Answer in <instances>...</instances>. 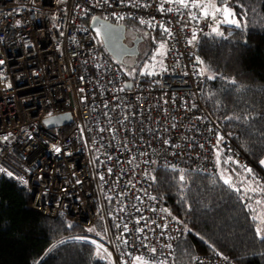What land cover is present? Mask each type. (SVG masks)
I'll return each mask as SVG.
<instances>
[{
	"label": "built area",
	"instance_id": "2783aa9c",
	"mask_svg": "<svg viewBox=\"0 0 264 264\" xmlns=\"http://www.w3.org/2000/svg\"><path fill=\"white\" fill-rule=\"evenodd\" d=\"M96 18L161 33L162 69L129 78L99 45ZM214 25L174 0H0V178L27 188L41 214L95 229L110 264H170L183 225L150 189V171L224 170L233 183L253 168L202 102L200 45ZM65 113V123L45 122Z\"/></svg>",
	"mask_w": 264,
	"mask_h": 264
},
{
	"label": "trees",
	"instance_id": "16d2710c",
	"mask_svg": "<svg viewBox=\"0 0 264 264\" xmlns=\"http://www.w3.org/2000/svg\"><path fill=\"white\" fill-rule=\"evenodd\" d=\"M216 1L220 6L221 0ZM228 3L241 27L225 26L223 35L202 39L207 74L201 97L214 120L252 160L257 178L264 174V0ZM149 182L183 225L172 264H193L195 257L213 254L231 256L235 264H264V239L254 222L264 204V181L257 182L261 191L240 188L238 193L213 173L157 167L150 171ZM31 202L27 188L0 178V264H110L106 255H97L89 229L62 216H45Z\"/></svg>",
	"mask_w": 264,
	"mask_h": 264
},
{
	"label": "rangeland",
	"instance_id": "374dc122",
	"mask_svg": "<svg viewBox=\"0 0 264 264\" xmlns=\"http://www.w3.org/2000/svg\"><path fill=\"white\" fill-rule=\"evenodd\" d=\"M215 1L216 0H211V2H214V3ZM216 5L219 6L217 3ZM218 18L220 17L218 16ZM122 26L125 28L127 27L125 43L128 46V48H126L123 51L124 61L123 63H120V65L118 66L122 70H124L126 74L130 76L131 79L142 78V77H146L149 75L157 74L160 71V69H162L163 62H164L165 40L162 38H158L153 33H150L147 35L143 27L144 25L141 23L124 21L122 23ZM223 27H225V24L221 25L220 32L222 33H224V31H222ZM137 29H140L141 33H145V35L147 36V39L144 43L139 44L137 46L136 54H131L130 48H133L134 46L133 37ZM210 36H219V35L215 33L213 35L211 34ZM262 161H264V159ZM261 166L264 169V165L261 164ZM252 172L254 173L253 170ZM252 172L251 173L243 172L242 175L240 174L234 175V176H240V177L234 178V182L232 183L234 187L241 188L243 191H249V192L261 191L258 187L259 186L257 183L258 181L255 180L256 176H253ZM222 173H223V178L221 176ZM227 174H228V177L232 176L229 173ZM259 174L260 173H258L257 176ZM216 175L219 176V178L224 181V178H225L224 170L218 172ZM231 179L233 181V178ZM262 195L264 197L263 191H262ZM263 208H264V204L257 210V213L262 214V215H259L260 226L262 227L261 228L262 234L260 236H264V221H262V216L264 215ZM256 218H258V216H256ZM170 264H172V261Z\"/></svg>",
	"mask_w": 264,
	"mask_h": 264
},
{
	"label": "snow or ice",
	"instance_id": "6c2138e0",
	"mask_svg": "<svg viewBox=\"0 0 264 264\" xmlns=\"http://www.w3.org/2000/svg\"><path fill=\"white\" fill-rule=\"evenodd\" d=\"M169 2H173V0H169ZM174 2L179 3L182 7L184 8H189V9H198L202 12V15L204 18H211L214 22L215 25L213 27V32H215L217 35H223L222 32L219 31V27L221 24H230L234 25L236 27H241V20L237 19L236 13L233 11L231 7H229L228 0H221V5L217 6L216 3L211 2V0H208V2H205V0H174ZM169 11L171 9H168ZM218 16L220 18H218ZM192 19H196L197 17L193 14L191 16ZM142 23L144 21H141ZM167 31V29H165ZM196 39L195 34H193V40ZM192 41H189L191 43ZM0 63H3L0 61ZM202 63V62H201ZM210 79H213L214 77H209ZM4 139H7V137H4ZM222 139V138H220ZM56 152H60L61 149L59 147L55 148ZM261 164L264 165V161H261ZM248 173H251V169H245ZM0 171H5L4 169H0ZM9 176L12 175L11 172L7 173ZM223 178V173L221 174ZM179 179L181 181H184V175H180ZM224 183L228 184L230 187H233V190L236 192H241L240 188L234 187L232 184V179L231 177L224 178ZM259 203V202H257ZM119 227V226H117ZM127 229V226L125 225V230ZM95 229H89V231H94ZM257 234H261V228L257 227L256 229ZM99 235V233H98ZM262 239H264V236H261ZM93 245H96L97 248V255L100 256L101 259H104V254L106 253L108 256H110V253H107V249L103 248L102 245L98 244L97 241L93 240L90 241ZM126 243V241H125ZM153 253L155 252V249L151 250ZM137 261H141V264H146V261H142V258L137 257Z\"/></svg>",
	"mask_w": 264,
	"mask_h": 264
},
{
	"label": "water",
	"instance_id": "95a60500",
	"mask_svg": "<svg viewBox=\"0 0 264 264\" xmlns=\"http://www.w3.org/2000/svg\"><path fill=\"white\" fill-rule=\"evenodd\" d=\"M93 29L96 32H99L102 36H105L104 33L110 36V43L112 47L106 42V49L107 52L117 61L118 63H123V57H122V50L124 51L128 46L122 45L123 37L125 36V29L122 25H114L109 20H103L102 18H96L93 21ZM137 43L138 39H134V46L131 49V54L137 53ZM117 47L118 50L114 51L113 48ZM121 53L120 57H117V55ZM128 86H130V82L128 83ZM70 114H60L57 116L48 117L45 119V122L50 125H57L60 123H65L70 120Z\"/></svg>",
	"mask_w": 264,
	"mask_h": 264
},
{
	"label": "flooded vegetation",
	"instance_id": "af4514ba",
	"mask_svg": "<svg viewBox=\"0 0 264 264\" xmlns=\"http://www.w3.org/2000/svg\"><path fill=\"white\" fill-rule=\"evenodd\" d=\"M110 22L112 24H114V25H122V23H123V22H115V21H112V20ZM127 22H129V21H127ZM123 28L125 29V36L123 37L122 45L123 46H127L126 43H125L126 34H127V27L126 28L123 27ZM144 30H145V32H146L147 35L150 34L149 33L150 31L147 30L145 27H144ZM94 32H95V37H96L99 45L101 46V48H103L107 52V49H106V46H105L106 45V42L112 47V45L110 43V41H111L110 36L107 35L106 33H104L105 36H102L99 32H96V31H94ZM133 39H138V43H137V46H138L139 44H142V43H144L146 41L147 36L145 35V33H141L140 29H137V31L135 32V35H134ZM133 44H134V40H133ZM113 50L114 51H117L118 48L114 46ZM123 54L124 53H123V50H122V57H123ZM120 56H121V53H119L117 55V57H120ZM113 60H115V59H113ZM115 62L117 63V61H115ZM117 64L120 65V63H117Z\"/></svg>",
	"mask_w": 264,
	"mask_h": 264
},
{
	"label": "crops",
	"instance_id": "0c3cea01",
	"mask_svg": "<svg viewBox=\"0 0 264 264\" xmlns=\"http://www.w3.org/2000/svg\"><path fill=\"white\" fill-rule=\"evenodd\" d=\"M205 2H208V0H206ZM215 3H217V1H215ZM201 14H202V12H201ZM214 24H215V22H214ZM221 25H223V24H221ZM221 25H220V27H219V31H220V29H221ZM227 24H225V26H226ZM230 25V24H229ZM229 25H227V26H229ZM215 33V32H214Z\"/></svg>",
	"mask_w": 264,
	"mask_h": 264
}]
</instances>
